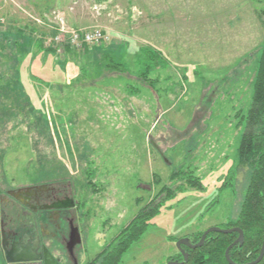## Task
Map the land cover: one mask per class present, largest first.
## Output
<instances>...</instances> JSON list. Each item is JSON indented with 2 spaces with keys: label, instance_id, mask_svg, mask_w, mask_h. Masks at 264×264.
Here are the masks:
<instances>
[{
  "label": "rangeland",
  "instance_id": "rangeland-1",
  "mask_svg": "<svg viewBox=\"0 0 264 264\" xmlns=\"http://www.w3.org/2000/svg\"><path fill=\"white\" fill-rule=\"evenodd\" d=\"M59 19L108 40L50 54ZM263 47L264 0H0V220L26 189L31 204L71 199L92 255L156 209L122 264H167L176 240L234 222ZM144 48L166 61L145 78Z\"/></svg>",
  "mask_w": 264,
  "mask_h": 264
},
{
  "label": "flooded vegetation",
  "instance_id": "flooded-vegetation-1",
  "mask_svg": "<svg viewBox=\"0 0 264 264\" xmlns=\"http://www.w3.org/2000/svg\"><path fill=\"white\" fill-rule=\"evenodd\" d=\"M27 190L20 194L18 192L12 194L11 199H14L16 203L1 200V203L6 207V210L1 213L0 220V249L4 257L5 253L15 249L16 254L25 253L31 259L14 264H51V262L55 264H103L109 254L114 252L115 238L119 235V232L112 239L103 241L99 246V250L90 255L91 246L87 239L89 228L86 227L87 214L81 213L82 206L65 197H62V200L53 198L47 203H40L38 197L33 199L31 204L26 198L30 197L28 195L29 190ZM60 203H63L66 208H54V205ZM231 222L229 221L221 227H209L196 235L182 238L188 239L191 245H195L208 229L218 228L225 231L237 229L242 233L240 244L239 242L235 243L239 238V232L237 231L230 233L211 232L207 234L203 244L198 248L190 249L181 246L182 251L187 254L185 262H183L182 251L178 250L179 254L176 257L168 258L167 264H190V257L186 250L202 248L212 239V236L232 234L235 236L224 250L226 264H264V253L260 260L256 262L261 254L264 234L257 255L252 259L250 253L241 257L242 250L240 248L244 243V233L237 226H229L228 224ZM235 247L239 250L236 251L237 257L232 258L229 254ZM226 251L229 261L226 259ZM209 259L210 257L203 256L199 258L198 263L206 264ZM119 264H122V258Z\"/></svg>",
  "mask_w": 264,
  "mask_h": 264
},
{
  "label": "trees",
  "instance_id": "trees-1",
  "mask_svg": "<svg viewBox=\"0 0 264 264\" xmlns=\"http://www.w3.org/2000/svg\"><path fill=\"white\" fill-rule=\"evenodd\" d=\"M41 45L39 46L42 47ZM141 50V55L151 62V65L144 64L143 78L149 71L159 66L162 68L165 66L166 61H162L160 52L149 51L146 48ZM46 51L54 54L52 49L48 48ZM67 53L69 54V51ZM110 66L120 69V66L116 64ZM245 123V133L237 148V162L238 166L249 168L251 174L239 215L234 222L228 225L242 229L244 243L240 248L242 250L241 257L250 253L252 259L257 255L264 234V47L260 51L257 61L251 106L245 117ZM187 182L191 186L198 184L195 178ZM148 207L140 209L135 217L119 231V235L115 238V250L109 254L103 264H119L131 244L138 241L148 226L147 222L156 213V209H148ZM234 236V234L215 235L202 248L186 250L190 257V264H199V258L203 256L210 257L206 264H226L224 250ZM169 240L175 241L176 239L170 238ZM237 250L239 249L233 248L230 251V257H237Z\"/></svg>",
  "mask_w": 264,
  "mask_h": 264
},
{
  "label": "built area",
  "instance_id": "built-area-1",
  "mask_svg": "<svg viewBox=\"0 0 264 264\" xmlns=\"http://www.w3.org/2000/svg\"><path fill=\"white\" fill-rule=\"evenodd\" d=\"M61 27L57 26L56 34L48 39L47 47L55 54L69 53L82 56L93 47H98L108 40L107 35L101 29L67 30L63 20L59 19Z\"/></svg>",
  "mask_w": 264,
  "mask_h": 264
},
{
  "label": "water",
  "instance_id": "water-1",
  "mask_svg": "<svg viewBox=\"0 0 264 264\" xmlns=\"http://www.w3.org/2000/svg\"><path fill=\"white\" fill-rule=\"evenodd\" d=\"M54 208H66V206L63 203L54 205ZM232 231H237L239 232V238L236 240L235 243L239 244L242 242V233L240 231H238L237 229H233L230 231H225V230H220L218 228H211L208 229L201 237L200 241L195 244V245H191L189 243V240L186 238H181L179 240L176 241V247L178 248V250L182 251L181 246H186L190 249H194V248H198L203 244V241L205 239V237L207 236L208 233L211 232H221V233H230ZM264 253V236H263V243H262V250H261V254L259 256V258L256 260V262H258V260H260L262 254ZM182 256H183V262H185L187 260V254H185L183 251L181 252ZM31 258L26 255L25 253H21V254H16L15 249L11 250L10 252L5 253V260L8 264H14V263H18V262H25V261H29ZM226 259L229 261L228 256H227V251H226ZM254 262V263H256ZM231 263V262H230ZM51 264H55L54 262H51ZM170 264H174V263H170Z\"/></svg>",
  "mask_w": 264,
  "mask_h": 264
}]
</instances>
